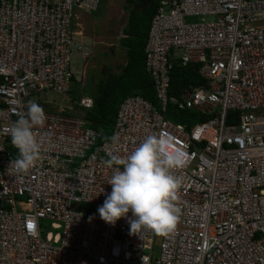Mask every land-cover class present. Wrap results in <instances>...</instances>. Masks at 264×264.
<instances>
[{
	"label": "built area",
	"instance_id": "1",
	"mask_svg": "<svg viewBox=\"0 0 264 264\" xmlns=\"http://www.w3.org/2000/svg\"><path fill=\"white\" fill-rule=\"evenodd\" d=\"M103 1L0 0V264H264V0H160L145 47L157 104L126 98L106 140L87 120L79 15ZM175 62L203 79L180 97L169 95ZM33 100L47 117L42 158L16 174L8 130ZM188 110L207 120L172 118ZM153 133L189 155L180 220L157 257L156 234H129L131 212L110 225L97 211L112 191L106 153L126 156Z\"/></svg>",
	"mask_w": 264,
	"mask_h": 264
},
{
	"label": "clouds",
	"instance_id": "2",
	"mask_svg": "<svg viewBox=\"0 0 264 264\" xmlns=\"http://www.w3.org/2000/svg\"><path fill=\"white\" fill-rule=\"evenodd\" d=\"M46 120L44 108L34 100L28 102L25 113H18V119L8 130L11 144L18 150L17 158L9 164L12 172L27 174L41 160L42 142L35 129L42 128ZM110 139L113 144L119 142L118 135ZM106 156L103 163L112 169L108 180L112 191L97 209L100 218L115 225L131 212L130 235L141 236L145 231L158 236L174 233L181 215L179 201L183 186V176L176 173L189 163L187 151L176 138L153 133L126 156L114 151H108Z\"/></svg>",
	"mask_w": 264,
	"mask_h": 264
},
{
	"label": "trees",
	"instance_id": "3",
	"mask_svg": "<svg viewBox=\"0 0 264 264\" xmlns=\"http://www.w3.org/2000/svg\"><path fill=\"white\" fill-rule=\"evenodd\" d=\"M127 2L128 21L122 29L123 36L120 38V45L123 44L127 51L126 65L120 67L119 73L110 71L96 83L91 91L94 98V110L87 114L89 126L102 131L105 134L104 140L110 137L119 107L126 98L140 96L157 104L154 82L146 69L145 47L151 22L160 0H127ZM198 69L197 64L183 67L175 62L171 72L169 95L180 97L185 88L202 84L203 79ZM235 114L238 115V113H232L227 117L229 124ZM172 118L176 121L187 118L190 122L191 120H207L204 116L198 118V113L192 110L176 112Z\"/></svg>",
	"mask_w": 264,
	"mask_h": 264
},
{
	"label": "rangeland",
	"instance_id": "4",
	"mask_svg": "<svg viewBox=\"0 0 264 264\" xmlns=\"http://www.w3.org/2000/svg\"><path fill=\"white\" fill-rule=\"evenodd\" d=\"M128 2L127 0H104L97 11L91 13H83V19L80 21L84 31L83 40H87L85 46L91 52L90 63L87 67V84H84V91L92 93L96 83L103 79L102 68L105 66L111 71L119 73L126 62V50L120 45V38L122 29L126 26L128 21ZM112 45L121 46V51L114 52ZM71 88L77 92L80 85L76 83L71 84ZM194 124H199L195 121ZM47 231L42 232L45 237L46 232L52 231L49 227V222H42ZM162 236L156 235L154 243V257L159 255V246Z\"/></svg>",
	"mask_w": 264,
	"mask_h": 264
},
{
	"label": "crops",
	"instance_id": "5",
	"mask_svg": "<svg viewBox=\"0 0 264 264\" xmlns=\"http://www.w3.org/2000/svg\"><path fill=\"white\" fill-rule=\"evenodd\" d=\"M87 41V40H86ZM85 40H83L82 39V42H83V44L85 45L87 42H86ZM118 47H120V49H118ZM85 48H86V52H88L89 54H91V52L88 50V49H90L89 47H86L85 46ZM113 50H114V54H115V52H119V51H121V46H116L115 45V47H113ZM92 55V54H91ZM126 62H127V59H126ZM126 62L124 63V65L123 66H125L126 65ZM106 67V66H105ZM104 67V68H105ZM104 68H102L101 70H102V74H103V70H104ZM106 70H107V73L106 74H108L109 72H110V70L106 67ZM120 70V69H119ZM120 72V71H119ZM116 73V72H115ZM105 75V74H104Z\"/></svg>",
	"mask_w": 264,
	"mask_h": 264
},
{
	"label": "water",
	"instance_id": "6",
	"mask_svg": "<svg viewBox=\"0 0 264 264\" xmlns=\"http://www.w3.org/2000/svg\"><path fill=\"white\" fill-rule=\"evenodd\" d=\"M118 49H120V47H118ZM113 54H114V52H113ZM106 73H107V70H106V67H105L104 70H103V75L106 74Z\"/></svg>",
	"mask_w": 264,
	"mask_h": 264
},
{
	"label": "flooded vegetation",
	"instance_id": "7",
	"mask_svg": "<svg viewBox=\"0 0 264 264\" xmlns=\"http://www.w3.org/2000/svg\"><path fill=\"white\" fill-rule=\"evenodd\" d=\"M114 47H115V45H114ZM113 54V53H112ZM114 55V54H113Z\"/></svg>",
	"mask_w": 264,
	"mask_h": 264
}]
</instances>
